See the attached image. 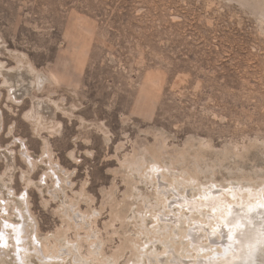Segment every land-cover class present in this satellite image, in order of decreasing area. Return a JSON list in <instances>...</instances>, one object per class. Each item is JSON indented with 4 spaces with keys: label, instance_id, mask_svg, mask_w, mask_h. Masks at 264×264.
<instances>
[{
    "label": "rangeland",
    "instance_id": "1",
    "mask_svg": "<svg viewBox=\"0 0 264 264\" xmlns=\"http://www.w3.org/2000/svg\"><path fill=\"white\" fill-rule=\"evenodd\" d=\"M263 188L264 0H0V264H193L175 200Z\"/></svg>",
    "mask_w": 264,
    "mask_h": 264
},
{
    "label": "bare ground",
    "instance_id": "2",
    "mask_svg": "<svg viewBox=\"0 0 264 264\" xmlns=\"http://www.w3.org/2000/svg\"><path fill=\"white\" fill-rule=\"evenodd\" d=\"M155 169V168H154ZM153 169V170H154ZM152 170V171H153ZM158 169H156V171H157ZM155 171V170H154ZM159 171V170H158ZM152 174V173H151ZM48 175H51V173H48ZM155 176H157V175H155ZM160 177V176H159ZM160 180V179H159ZM30 182H32V181H30ZM160 182V181H159ZM163 183V182H162ZM160 185H161V182H160ZM178 187V186H177ZM233 188H235V187H233ZM178 189V188H177ZM206 189V188H205ZM264 189V188H263ZM160 190H162V189H160ZM169 190V189H168ZM168 190H166V191H168ZM244 190V189H243ZM242 190V191H243ZM250 190V189H249ZM253 190V189H252ZM164 191V190H163ZM162 191V192H163ZM166 191H164L163 193L164 194H166L167 192ZM234 191H235V189H234ZM239 191V190H238ZM161 192V191H160ZM159 192V193H160ZM166 192V193H165ZM168 192H171V190L170 191H168ZM256 192H258V191H256ZM260 192L262 193V190H260ZM259 192V193H260ZM240 193V192H239ZM235 194V193H234ZM243 194V193H242ZM161 196H163L162 194H160ZM177 195H179V194H177ZM210 195H212V196H217L218 195V192L216 191V190H212V191H207V190H204V195H201L200 197L202 198V199H204V198H207V199H210L208 196H210ZM237 195V194H236ZM235 195V196H236ZM239 195V194H238ZM258 195V194H257ZM164 196H166V195H164ZM180 196V195H179ZM185 196V195H184ZM234 196V197H235ZM242 196H244V194L242 195ZM249 196V195H248ZM247 196V197H248ZM253 196H255L254 194H253ZM162 198V197H161ZM257 197H255V199H256ZM165 199V198H164ZM196 199V198H195ZM200 199V198H199ZM232 200V199H231ZM237 200V199H236ZM239 200H241V199H239ZM28 201V200H27ZM166 201V200H165ZM198 201V200H197ZM202 201V200H201ZM247 201V200H246ZM246 201H244V202H246ZM235 202V201H234ZM241 202V201H240ZM239 202V203H240ZM247 202H250V203H253L254 205L257 203V204H259V203H261V206H257V208L254 210V211H251V212H247V214H246V206L244 207H241L240 209L239 208H233V210H232V215L227 219V218H225L226 216L224 215L225 213H226V211L224 210V216H221V215H219V217H220V221L222 222L223 221V223L225 222V225L224 226H220L219 224H217L218 225V227L217 226H213V228L215 227V230L216 229H219V231H217L218 233H219V235L220 236H223V237H225L224 238V240H222V241H217V239L216 238H211V240H209V238L211 237V233L212 232H210L209 231V229L207 228L206 229V227L204 228V225L205 224H203L205 221H206V218H205V214L207 213H205V214H203V210L201 211V210H199V209H197L196 208V205L197 204H199V203H197V202H195V200H193V199H190V198H187V196H185L184 198H177L176 200H175V202L174 203H177L176 205H178L179 203H180V208L183 206V203H186V205L185 206H183V207H185V208H188L193 214L196 212H198L197 213V215H199L201 218H199V220H200V222L202 223V224H200V228L199 227H193V229H192V231H190V233H187V231H185V229H184V231H183V233L180 235V237H181V240L180 241H177L176 240V237H172V235H171V232L170 233H168V235H167V237H169V239L172 241V243L173 244H175L174 245V248L176 249V251H178L179 253H180V250H181V248H182V255H185V256H190V257H192V258H197L194 262H193V264H206V263H208V264H215V263H217V264H264V202H263V200H262V197L260 198V195H259V199L257 198L255 201H253V200H249V201H247ZM162 203H163V201H162ZM173 202L171 203V205H169V207L171 208V206H174L175 204H174ZM244 204V203H243ZM182 205V206H181ZM247 205V204H246ZM250 205V207H251V204H248V206ZM254 205H252V206H254ZM152 206V205H151ZM204 206H205V204L204 203H201L200 204V207H202V208H204ZM247 206V207H248ZM199 207V208H200ZM208 207V206H207ZM220 207V206H219ZM221 208V207H220ZM230 208H231V206H230ZM153 209V208H152ZM204 210H207V208L206 209H204ZM208 210H209V207H208ZM207 210V211H208ZM215 210H217L216 208H215ZM218 210H220V209H218ZM174 211V210H173ZM242 211V212H241ZM205 212V211H204ZM216 212V211H215ZM166 213V212H165ZM222 213H223V211H222ZM193 214H192V217H193ZM217 214V213H216ZM185 215V214H184ZM227 215V214H226ZM218 216V215H217ZM80 217V216H79ZM188 217V216H187ZM213 217L214 216H212L211 214H208V216H207V218H211V219H213ZM161 218V217H160ZM75 219V218H74ZM78 219V218H77ZM82 219V218H81ZM165 219V218H164ZM194 219H195V217H193L192 218V222L191 223H193L194 222ZM198 219V218H197ZM217 219V218H216ZM80 220V219H79ZM82 220H84V218L82 219ZM168 220V219H167ZM167 220H165V222L167 221ZM191 220V219H190ZM198 220V221H199ZM86 221V220H85ZM161 222V220H158V222ZM84 221H82V223H83ZM171 222H172V220H171ZM199 222V223H200ZM218 222V221H217ZM216 222V223H217ZM74 223L75 224H79V221L78 220H75L74 221ZM167 223V222H166ZM165 223V224H166ZM212 223H213V221H212ZM215 223V224H216ZM220 223V222H219ZM194 224V223H193ZM237 224H239V227H237ZM13 225H14V223H13ZM159 225V224H158ZM211 225V224H210ZM197 226V225H196ZM228 226V227H227ZM22 227V226H21ZM228 228V230H226L227 228ZM230 227V228H229ZM13 228H17V226H15L14 225V227ZM155 228V227H154ZM226 228V229H225ZM14 229V230H15ZM198 229H200V230H205L206 231V235H205V232L202 234V235H200V236H197V234H196V232L198 231ZM20 230V229H19ZM188 230V229H187ZM194 230V231H193ZM212 230V229H211ZM157 231V230H156ZM152 232V231H151ZM229 232H230V238L228 237V240L226 239L227 238V236L229 235ZM147 233V232H146ZM153 233V232H152ZM155 233V232H154ZM176 233V232H175ZM209 233V234H208ZM217 233V234H218ZM172 234H173V232H172ZM228 234V235H227ZM147 235V234H146ZM148 235H149V232H148ZM148 235H147V237H148ZM152 235V234H151ZM205 235V237L208 239V241H210V244H217L218 243V245H222L223 247L225 246V250H226V254L225 255H223L222 257L220 256V254H219V252H216L217 254H219V257H218V255L216 256V257H218L219 259H216V260H213V258H210V259H207L209 256V252H211L212 251V246L209 244H205L203 241H202V236H204ZM210 235V236H209ZM218 235V236H219ZM22 237V236H21ZM150 237V236H149ZM164 237H166V236H164ZM166 237V238H167ZM179 238V237H178ZM168 239V240H169ZM230 239V240H229ZM169 240V241H170ZM19 241H21V240H19ZM149 241V240H148ZM161 242H163V241H161ZM9 243V242H8ZM33 243V242H32ZM147 244H148V242H146ZM171 243V242H170ZM171 243V244H172ZM181 244V247H177V244ZM34 244V243H33ZM32 244V245H33ZM166 244H167V242H166ZM178 244V245H179ZM168 245V244H167ZM176 246V247H175ZM220 248H222V247H220ZM139 249V251L141 252L142 251V248H141V246L138 248ZM144 249V248H143ZM180 249V250H179ZM223 249V248H222ZM167 250V249H166ZM174 250V249H173ZM214 250V249H213ZM224 250V249H223ZM222 250V251H223ZM224 250V251H225ZM69 251H70V249H69ZM96 251V250H95ZM223 251V252H224ZM98 252V251H97ZM153 252V251H152ZM178 252H176V253H178ZM57 253V252H56ZM65 253L67 254L68 252H66L65 251ZM64 253V254H65ZM142 253V252H141ZM140 253V255H142V257H140L143 261H145L144 260V256H149V254L148 255H146V254H141ZM167 253H169L168 251H167ZM69 254V253H68ZM153 254H154V252H153ZM153 254H151V255H153ZM157 254V253H156ZM164 253H162V255H163ZM175 254V253H174ZM213 254V253H212ZM63 255V254H62ZM161 255V256H162ZM172 252H171V257H172ZM178 255H180V254H178ZM53 256L56 258V254H51V257L53 258ZM164 256V255H163ZM173 256H176V255H173ZM211 256V255H210ZM213 256H214V254H213ZM158 257H159V255H158ZM158 257H156V258H158ZM180 257H182L181 255H180ZM148 258V257H147ZM149 258H150V256H149ZM177 258V257H176ZM175 258V259H176ZM185 258V257H184ZM188 259H189V263H190V259H192V258H189V257H187ZM160 259V258H159ZM158 259V260H159ZM166 260V263H167V259H165ZM182 260H183V258H182ZM217 260H218V262H217ZM171 261H172V258H171ZM175 261V262H174ZM181 262V261H180ZM178 260L176 261V260H174L173 259V262H171L170 263V261H169V264H177V263H180ZM157 263V262H156ZM166 263H164V264H166ZM183 262H181L180 264H182ZM137 264H139V262H137ZM163 264V263H162ZM168 264V263H167ZM184 264H187V263H185L184 262ZM190 264H192V262L190 263Z\"/></svg>",
    "mask_w": 264,
    "mask_h": 264
},
{
    "label": "snow or ice",
    "instance_id": "3",
    "mask_svg": "<svg viewBox=\"0 0 264 264\" xmlns=\"http://www.w3.org/2000/svg\"><path fill=\"white\" fill-rule=\"evenodd\" d=\"M237 227H239V224H237ZM216 234V231L213 230V232L211 233V235H215Z\"/></svg>",
    "mask_w": 264,
    "mask_h": 264
}]
</instances>
